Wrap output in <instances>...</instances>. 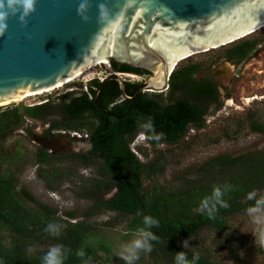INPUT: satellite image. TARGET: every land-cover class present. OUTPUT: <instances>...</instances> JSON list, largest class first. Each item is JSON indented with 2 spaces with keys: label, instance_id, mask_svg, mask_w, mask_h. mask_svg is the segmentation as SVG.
<instances>
[{
  "label": "rangeland",
  "instance_id": "rangeland-1",
  "mask_svg": "<svg viewBox=\"0 0 264 264\" xmlns=\"http://www.w3.org/2000/svg\"><path fill=\"white\" fill-rule=\"evenodd\" d=\"M252 37L258 39L256 50L252 51L243 62L231 61V64H226L232 72L243 75V87L246 91L239 95L229 91L228 87L223 89L220 86L218 102L205 101L207 114L203 119L204 122L198 123L199 127H190L186 135L178 141L169 143L160 137L155 145L147 140L138 146L139 157L137 158L142 164L138 165L137 170L143 194H152L155 189L164 188L175 191L191 185L198 186L200 183L203 186L211 182L220 183L229 178V172L235 174L242 165H246V162L243 163L246 159L252 158L255 154L264 157V130L253 128L257 121L264 129V27L244 39ZM231 45L233 43L213 48L206 53L195 54L193 57L181 60L177 67L199 63L202 67L201 71H204L213 64H219L224 50ZM109 68L108 64L93 66L75 82L41 96L37 95L19 103L3 105L1 109L15 105H33L49 98L57 101L73 89L91 91L90 83L87 84V81L93 77L96 79L106 77ZM201 71L197 73L198 76L204 74L200 73ZM172 94V91H165L160 94V99L168 102L174 97L185 96L186 91L180 89L171 98ZM49 109L51 106L44 110V116H51ZM48 116L46 119H49ZM46 119L38 117L32 118L30 122L26 120L20 129L11 133L1 143L0 175L15 176L17 190L22 192L25 189L35 198V200L30 198L27 200L34 209L42 210L43 207L40 204L47 205L51 209H57L59 216L65 217L66 212H73L76 214L74 221L84 219L94 225L96 236L91 237L90 241L98 242V240L101 241V237H105V242L111 245L112 252L108 254L105 251L99 252L98 258L91 264H126L118 253L123 245L134 238V232L143 225L135 215H123L104 208L97 210L95 200L84 195L88 194L86 188L92 185L93 180L104 182L109 178L108 175L100 173L101 169L107 171L103 167L102 160L97 159L89 165H84L80 157H65L63 154L66 153L60 152L58 158L39 162L37 153L40 145L33 140L32 134L43 131L42 124L49 122L45 121ZM67 139L72 145L71 152L89 154L91 148L89 141ZM220 156L235 159V166L224 173L209 175L204 172L205 165ZM151 165H156L158 169L156 173L150 172ZM102 193L99 197H103ZM261 193L263 192H258V194ZM106 197L105 194L104 199H107ZM91 207L97 211L93 210L94 214L86 219L87 216L84 214ZM245 209L225 214L223 228L204 225L193 236L186 238L190 253L220 264H264V247L255 243L253 234L257 226L251 223ZM198 210L201 211V208ZM1 232L8 233L9 230L2 229ZM42 247L44 245L39 244V248ZM133 264H170V261L159 260L151 256L150 252L141 250L139 259Z\"/></svg>",
  "mask_w": 264,
  "mask_h": 264
},
{
  "label": "trees",
  "instance_id": "trees-1",
  "mask_svg": "<svg viewBox=\"0 0 264 264\" xmlns=\"http://www.w3.org/2000/svg\"><path fill=\"white\" fill-rule=\"evenodd\" d=\"M240 40L224 50V55L231 61L244 60L258 44V39L255 37ZM111 64L119 71L132 69L131 66L115 60H112ZM200 68L201 65L198 63L183 65L175 69L170 78L172 93L182 87L191 90L192 85L194 91L191 90L190 93L195 92L193 96L203 97L207 94L213 96L214 90L211 87H200L192 78ZM157 99L156 97L145 98L138 104L145 123L149 118L151 120L149 141L154 145L158 142L155 136L160 133L166 134V141L171 143L186 135L187 124L193 123V126L199 127L198 123L204 122L202 108L190 102V99L180 97L176 102L167 106H161ZM86 105H93V101L87 94L74 98L67 106V110L75 115L76 111L83 112ZM46 106L49 104L32 107L15 105L4 109L0 106V145L11 133L20 129L28 117H43ZM93 107L97 108L94 105ZM78 116L76 115L75 118ZM102 117L105 118L106 114L102 113ZM84 122L85 120H82L78 123L73 118V121H70L73 126H66L63 129L80 131L90 129L91 127ZM253 128L264 130L257 121ZM122 138L121 128L114 129L112 136L104 135L101 142L96 141L95 148L110 152L112 145L114 148L117 141L120 142ZM37 156L39 162L42 163L59 157L51 155L44 148H39ZM73 156L80 157L84 163L89 164L91 161L87 156L76 154L67 157ZM102 156L106 158V164L103 167L109 171L110 176L108 175L109 178L104 182L93 180L92 185L86 188L88 194L84 195L95 200L97 210L104 208L123 215H135L143 227L145 216H151L157 220L158 225L150 229L158 237L157 240L151 241L150 254L159 260L168 259L170 264H175L174 257L179 251L185 252L191 262L193 255L188 248H184L183 241L193 236L204 225L223 228L225 214L243 210L254 203V201L246 200L248 192L258 190V192H263L260 195H264V157H260L259 154L246 159L243 162H246V165H242L235 174L229 172L235 166L234 163L236 164L235 159L220 156L211 160L203 168L204 172L209 175L229 172V178L220 183L211 182L205 186L200 183L198 186L191 185L175 191L164 188L157 189L158 191L155 189L152 194L147 195L141 192V179L137 170L138 165L142 163L132 151H126L124 157L116 156V154L109 156V153ZM150 168L151 173H156L158 170L156 165H151ZM224 184L232 185V189L222 197L228 207L217 205L212 216H209L207 211H199L202 200L211 195L213 186ZM114 188L118 190L113 191L110 196L106 197L107 199H104L105 194ZM20 192L17 190L15 176L0 175V264H43L42 257L49 250L50 245H61L68 249L63 264H85L86 261L91 264L98 258L99 252L105 251L106 254L112 252L111 245L105 242V237H101V241L98 240V242L90 241L91 237L96 236L94 225L84 219L74 221L76 214L73 212H66L65 217L59 216L57 209H51L47 205L40 204L43 207L42 210L34 209L27 202L29 198L35 200L33 195L25 189L21 192L22 194ZM101 193L103 197H99ZM93 210L96 209L91 207L84 214L87 216L86 219L94 214ZM49 223L62 226L59 235H52L45 231ZM2 229H7L9 232L3 233ZM39 244H43L44 247L39 248ZM81 249L85 252L83 258L76 254ZM199 257L195 264H220L206 257Z\"/></svg>",
  "mask_w": 264,
  "mask_h": 264
},
{
  "label": "water",
  "instance_id": "water-1",
  "mask_svg": "<svg viewBox=\"0 0 264 264\" xmlns=\"http://www.w3.org/2000/svg\"><path fill=\"white\" fill-rule=\"evenodd\" d=\"M78 2L37 0L26 23L9 18L0 37V103L54 87L103 59L150 73L134 97L121 84L125 98L162 92L177 59L264 26V0H92L87 22L77 15ZM101 2L110 9L109 22L98 21ZM33 140L50 151L72 147L61 136L34 134Z\"/></svg>",
  "mask_w": 264,
  "mask_h": 264
},
{
  "label": "flooded vegetation",
  "instance_id": "flooded-vegetation-1",
  "mask_svg": "<svg viewBox=\"0 0 264 264\" xmlns=\"http://www.w3.org/2000/svg\"><path fill=\"white\" fill-rule=\"evenodd\" d=\"M237 41H234L232 43H235ZM255 50H256V46L253 49V51ZM245 60L246 58L244 60H241L240 62H243ZM219 62H220L219 64H213L210 68L204 69V71L203 70L201 71L202 68L201 67L199 70L196 71V73L192 77L193 80L197 81L200 87L202 86L206 88L211 87L214 90L213 96L212 95L208 96V94L203 97H198V95L193 96L195 92L190 93L191 90L194 91L192 85L190 86L191 90L190 88L189 89H184L183 87L181 88L183 91H186V95L182 96L183 98L190 99V102L198 104L200 108H202L203 111L202 119H205L204 117L207 114V105L205 103L209 100H212L213 102H218L220 96L218 94V92L220 93V86L223 89L228 87L227 89L229 91L231 90L232 92L238 93L239 95L243 93V91H246L245 87H243L244 86L243 75L234 71L232 72V69L226 66L227 63L231 64V60H229L223 54ZM240 62H236V63H240ZM176 69H178V67H176ZM108 70L109 71H107L106 77L102 78L103 79L102 83H97V81H92V80H91L92 82L90 81L91 82L90 86L93 89V94H91L90 98L93 101V105L97 107L96 109L93 107V105L92 106L86 105V108H84L83 112L76 111L75 115L71 114L67 110L68 109L67 106L69 105V103H71L73 99L76 97L78 98L84 96L85 94H87L88 91L86 89L85 90L77 89L75 91L74 90L68 91L65 95L57 99V101L50 100V102L48 103L49 106H51V109H49V112H51V116H55L56 118L55 117L53 118L48 115L47 116L49 119H46L47 116L42 117L46 119L45 121H49V122H44L42 124L43 125L42 132L38 133L36 131L35 133L32 134V135L39 134L41 136H45L49 138L52 136H59V137L61 136V137L71 138V140L73 141H89L91 144V148L88 152L89 154L87 155L85 152L76 153L75 151H74L75 153H73L70 150H66L62 147H57L55 151H50L49 149L44 148L46 149V151H48V153H50L53 156L54 155L59 156V153L63 152L66 153L63 154L65 157L74 154L87 156L88 159H91L90 163L92 161H97L98 159L103 161V165L106 164V158L103 157L102 155L107 153H109V156L111 155L113 156L116 154V156L124 157L126 151H132L136 156L139 157V153H137V149L138 146L142 143V141H140V133L142 132L146 133V137L148 139L151 134L149 133L150 132L149 129H145L142 127L145 124V121H144V117L141 115L139 111L138 104L140 102H143L145 98L156 97V99L158 98L157 101H159V104L161 106H167L168 104L176 102L180 98L177 96L174 97L173 100L171 101L169 100L168 102L166 101L164 102L162 101V99H160L161 93L165 91H171L170 90L171 80H169L168 87L162 92L145 89L139 96L133 99L125 98L121 84H124V89L126 94L128 96L134 97L138 89L141 87V85L150 76V73L145 69L134 68V67H132V69L130 68L129 70L119 71L116 70L112 66V64ZM199 71H201L200 73H204V74L202 76H198L197 73ZM117 72H121V74L118 75ZM128 74H132V76H128ZM117 78L121 79V82L117 80ZM173 94L171 95V98ZM194 100L196 101L194 102ZM78 112L80 113L78 114ZM102 113L106 114L105 118L102 117ZM76 115L79 116L75 118ZM73 118L78 123H80V121L82 120H85L84 124L91 127L90 129H82L80 131L83 136L82 138L71 137L70 135H68V133L66 134L62 133L63 127L73 126L72 124H70V121H73ZM193 125H194L193 123L187 124L186 126L187 130L190 127H194ZM117 128H121V130L123 131V138L120 142L117 141V144H115L116 146L114 145L115 146L114 148L112 145L111 147L112 149H110V152L95 148L96 141L101 142L103 140L104 135H106L107 137L112 136L114 129L116 130ZM65 130L67 131L68 129ZM159 136L163 137L164 141L167 142L166 134L160 133ZM39 148H43V147L40 146ZM89 164L85 163L84 165H89ZM106 172L105 170L102 169L100 170V173H103V175L110 176L109 171ZM117 190L118 188H114L112 191L108 192L106 194L107 197L110 196L113 191H117Z\"/></svg>",
  "mask_w": 264,
  "mask_h": 264
},
{
  "label": "clouds",
  "instance_id": "clouds-1",
  "mask_svg": "<svg viewBox=\"0 0 264 264\" xmlns=\"http://www.w3.org/2000/svg\"><path fill=\"white\" fill-rule=\"evenodd\" d=\"M91 3L92 0H79L77 5V9H76L77 15L80 16V18L85 22L89 21L90 19L88 13L91 8ZM36 4H37V0H0V37H3L5 35L8 29V20L10 17L19 15L20 21L22 23H26L27 18L32 13L35 12ZM97 8H98V21L109 22L112 14L110 12L108 4L105 2L98 3ZM111 63L112 62L109 61L108 63L105 64L111 66ZM117 74L120 75L121 72H117ZM91 80L97 81V83L100 82L102 83L103 81L101 77H99V79L93 77L92 79L87 81V84L91 83L92 82ZM73 90L75 91L77 89H73ZM86 90L88 91V89ZM91 94H93L92 88L91 91L87 92V95L89 97L91 96ZM49 99H45L40 103L38 102L28 106L32 107V106H38V105L42 106L48 104L51 100ZM30 120H32V118L28 117L27 121L30 122ZM142 127L145 129L152 128V123L150 118ZM75 132L81 133L80 130L66 131L65 129H62L63 134L68 133V135H70L71 137H76V138L83 137L82 134L80 137L78 135H75L74 134ZM155 139L159 140L160 136L159 135L155 136ZM147 140L149 139L146 137V133L144 132L140 133V141L143 142ZM231 189H232V185L230 184H224L223 186H213L211 195L205 197L201 202L200 205L201 211H207L208 215L212 216L213 212L216 210L217 205H220L222 207H228L227 203L222 199V197L226 193H228ZM246 200L254 201V203L249 205L245 209V211L251 223L257 226L256 232L253 233L255 237V243L261 247H264V195L258 194V190H252L247 193ZM143 224L144 227L138 228L133 234L134 238L131 241H129L127 244L123 245L118 253V255L126 262V264H133L135 260L139 259V253L141 250L146 253L151 252L152 251L151 241H155L158 239V237L150 230L153 226L158 225V221L153 219L151 216H145L143 218ZM61 227L62 226L59 224L49 223L46 226L45 231L49 232L52 235H59ZM183 244H184V248H187L189 246L187 240L183 241ZM67 252H68L67 248L62 247L61 245H54L50 247L49 250L42 257L43 264H63V259L65 258ZM76 254L81 258L85 256V252L82 249L79 250ZM199 258L200 257L198 254H194L192 257V261L189 262L186 253L183 251H179L176 252L174 260H175V264H195V262L198 261ZM85 264H88V262L86 261Z\"/></svg>",
  "mask_w": 264,
  "mask_h": 264
},
{
  "label": "bare ground",
  "instance_id": "bare-ground-1",
  "mask_svg": "<svg viewBox=\"0 0 264 264\" xmlns=\"http://www.w3.org/2000/svg\"><path fill=\"white\" fill-rule=\"evenodd\" d=\"M263 27H264V26H263ZM261 28H262V27H261ZM256 31H258V30H256ZM256 31H255V32H256ZM233 40H234V39H233ZM235 40H237V39L235 38ZM230 41H232V40H230ZM226 44H227V43H226ZM214 48H218V46H215ZM208 50H210V49L199 50V51H196V52L190 53V54H188V55H186V56H184V57H182V58L177 59V60L175 61L174 65H173L172 69H174L175 65H177L178 62H179L180 60L185 59V58H187V57L189 58V56H193V55L198 54V53L206 52V51H208ZM108 62H109V61L104 60V59H103V60H100V61H98V62H96V63L90 65V66L87 67L86 69L80 71V72L77 73L76 75L70 77V78L67 79L66 81H63V82L57 84V85L54 86V87H51V88H48V89H45V90H41V91H38V92H35V93H26V94H24L22 97H19V98H13V99H10V100H8V101H6V102H2V103H0V106H3V105H9V104H12V103H19V102L24 101L25 99H27V98H29V97H33V96H37V95H41V94L48 93V92H51V91H53V90L59 89V88L65 86V85H67V84H69V83H71V82L77 80V79L80 78L81 76H83V75H84L85 73H87V72H88L93 66H96V65H99V64H105V63H108ZM128 76H132V74H128ZM255 98H256V97H254V99H255ZM251 100H252V99H251Z\"/></svg>",
  "mask_w": 264,
  "mask_h": 264
},
{
  "label": "built area",
  "instance_id": "built-area-1",
  "mask_svg": "<svg viewBox=\"0 0 264 264\" xmlns=\"http://www.w3.org/2000/svg\"><path fill=\"white\" fill-rule=\"evenodd\" d=\"M74 134L78 135L79 137L81 136V133H79V132H75Z\"/></svg>",
  "mask_w": 264,
  "mask_h": 264
}]
</instances>
